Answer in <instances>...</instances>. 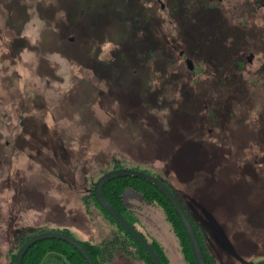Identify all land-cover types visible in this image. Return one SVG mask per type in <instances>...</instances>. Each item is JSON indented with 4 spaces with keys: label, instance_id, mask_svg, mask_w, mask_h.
<instances>
[{
    "label": "rangeland",
    "instance_id": "1",
    "mask_svg": "<svg viewBox=\"0 0 264 264\" xmlns=\"http://www.w3.org/2000/svg\"><path fill=\"white\" fill-rule=\"evenodd\" d=\"M208 1L212 9L207 14L198 8L201 5L197 0L185 1L192 8L197 6L195 20L200 22L203 16L208 19L205 27L202 25V28L210 30L207 36H203L208 47L213 46L212 50L220 53L228 48L230 42L235 41L228 49L236 48L239 41L248 38L247 45H241L246 48L239 53L244 59L246 56L245 66L236 74L240 75L244 89L252 96V100L250 105L235 101L232 110L236 115H245V122L252 124L260 115L257 106L264 104V81L260 72L264 64V6L257 8L255 14L252 11L255 7L252 1ZM21 2L30 5L29 19L25 20L27 25L22 29L28 45L13 57L6 41L12 39L14 34L7 27L5 17L8 12L1 11L5 10L0 0V264H11V254L17 251V244L13 242L14 228L34 233L39 226L55 229L58 225H68L74 237L80 240L99 242L112 236L110 220L106 219L95 205L86 210L81 199L86 185L92 180L97 181L103 172L113 169L118 160L124 166L151 168L164 179H168V183L181 197L185 198L184 195L188 192L192 195L191 190H195L197 186L188 185L190 181L186 180V183L185 178L176 176L174 171L166 174V159L156 153L149 155L147 152L151 149L146 139L148 136L160 139L159 133L162 131L159 132L157 126H161L162 130L169 128L170 119L174 115L172 111L180 110L182 104L189 110L195 107L196 99L192 94H189L184 102L183 99L180 100L182 94L179 88L183 85L190 84L193 91H199L201 94H212L219 103V111L220 108L225 111L219 95L226 88L221 87H224L223 84L230 85L225 81L218 86L214 81L219 78L215 73L216 67L205 64V55L197 49L188 50L193 70L187 65L186 58L177 56L174 58L177 60H173L171 66H168L169 70L164 66L157 68L151 62L148 64L145 56L137 57L133 53L136 49L145 48L144 45L137 44L135 47L123 41V37L131 33L130 29L126 30L125 27H120L117 32L111 30L110 35L106 36H103V32L94 33L92 26L82 27L83 33L77 40L92 48L84 52L83 56H72L73 51H69L68 55L59 49L43 53L37 47L46 31V23L42 18L46 12L40 13L38 5L47 7L55 4L57 0H46L42 3L40 0ZM69 2L70 0H67L66 9L58 10L57 19L66 16ZM98 2L100 13L106 12V0ZM164 2L170 3L169 0ZM156 5L158 13L164 17V22L166 21L163 24V38L173 39L172 42L178 46L183 41L182 36H185L181 32L182 27H176L177 24L171 22L173 17L168 11H161L160 2ZM113 11L116 12L115 7ZM54 23L56 21L50 30L55 27ZM218 23L227 31L225 41L223 37L218 38L219 34L216 33L209 36L216 31ZM56 24L58 27L59 24ZM111 27L115 25L112 24ZM220 43L226 47L223 48ZM147 45H150L149 42ZM123 52H128V60ZM251 53L254 54L252 61L247 59ZM96 55L100 61L117 59L118 64L124 68L130 69L131 66L138 67L140 64L142 69L130 85L139 89L149 86L150 89L146 91H152L155 100H148L145 107L135 108V121L130 115L134 106L130 99L123 98L125 93L130 95L126 92L127 86L111 92L113 82L100 76L94 68ZM39 56L45 57L46 61ZM84 56L89 58L85 59ZM230 60L231 57L227 56L226 61L220 62L227 68L228 73L233 72ZM172 77L178 90H174L172 83L168 82ZM145 78L148 79L147 83ZM162 82L167 86L159 88ZM143 93L145 94V91ZM148 94L150 93L145 95ZM246 111L248 113H242ZM25 120L30 121L28 128L23 124ZM212 128L215 129V135L209 133L204 137L207 141L216 142L221 136V129L217 125ZM34 134H42L41 136L48 138L45 140L48 144L41 148L42 155L30 144ZM244 150L246 153L243 154V159L253 162L259 173L264 176V159L256 163L257 159L254 157L258 152H255V148L245 146ZM56 152L69 155L71 164L66 165L59 160L58 164L52 162L51 160H56ZM235 193H229L234 199L231 203L226 195L219 196L216 191L214 197H219L212 208L220 223L221 230L217 235L228 256H231L229 260L232 264H244L245 260L256 263L264 260V186H258L251 193L250 200L255 207L261 208L251 213L252 216L247 220L241 213L245 210L243 206L246 201L238 203ZM125 199L133 212L139 216L138 225L148 237H159L167 247L170 246L167 250L173 263L185 264L179 242L162 208L145 203L131 190L127 192ZM186 205L189 209V205ZM203 228L205 229L204 226ZM203 235L206 236V233ZM225 259L228 257L224 255L223 260Z\"/></svg>",
    "mask_w": 264,
    "mask_h": 264
},
{
    "label": "trees",
    "instance_id": "2",
    "mask_svg": "<svg viewBox=\"0 0 264 264\" xmlns=\"http://www.w3.org/2000/svg\"><path fill=\"white\" fill-rule=\"evenodd\" d=\"M94 1L95 0H70L69 12H66V16L62 15L64 18L61 16L64 25L67 26V34H65V36L66 40H68L66 43H71L69 38L74 36L76 37V41L72 42V44H79V46L81 44L83 47L86 46L85 43L78 42L77 40L78 36L82 33V29H79L81 26H92V28L96 27L103 30V36L110 35L111 30L117 32L120 31V27H125L126 30L129 28L131 33H129L126 37H123V41H127V44H130L131 46L134 45L135 47L137 44L144 45L145 48L138 47L139 50L136 49L133 53H135L134 56L137 57L142 55L145 56V60H147L148 64H150L152 60L151 63H154L157 68L164 66V68L167 69L168 66H171L173 60H177V58L182 57L179 51L183 50L184 53L186 51L189 55L188 50L192 48L188 45L195 44V47L192 50L197 49V51H200L203 55H205L203 56L205 57V64L208 63V65L210 64L212 67H216L217 71L215 69V73L218 74L219 78L217 80L214 79V81L218 83V86L219 84L222 85L225 81L229 82L230 85L226 86V84H223L224 87L221 88L226 89L221 91L219 95L221 98L220 103L223 104L225 111L221 108L219 111V103L212 94H201L199 91H193L192 85H183L179 88V91L182 94L180 100L183 99L184 102L188 95L192 94L196 99L195 107L192 110H189L184 108L181 103L182 105L180 110L172 111L174 115L170 119L169 128L166 127V129L164 128L162 130L161 126H157L159 132L162 131L159 133L161 138L159 139L148 136V139H146L151 149L147 153L149 155L156 153L166 159L164 162L168 168L165 171L166 174L169 173V171H174L176 176L185 178V182L186 180H189L190 183L186 182L188 185H191L192 187L197 186L195 190H191L193 193L192 195L188 192L185 193V198L181 197L180 194L174 190L171 184L168 183V179H164V177L160 176L148 167H137L133 165L124 166L118 160L115 162L113 169L119 167H133L137 168V170H145L146 172L154 174L162 179L164 184H167L177 194V197H179L184 204L185 210H187L190 215L192 223H194L197 230V235L201 240L203 246L202 249H204L208 264H232L229 260L231 259V256H228L224 245L221 243L222 241L217 235L220 233L221 229L215 210L212 208L213 203L215 204L216 199L220 196V194L226 195L232 203L234 199L231 195H229V193L236 192L235 200L238 203L243 200L246 201V205L243 206L245 210L242 212L240 210V212L243 213L247 220L253 213L257 212L261 208L260 206L255 207L252 203L250 200L252 195L251 193H253V190L258 188V186H264L263 174L259 173L258 168L255 167L256 165H254L253 162L243 159V154L246 153L244 150L245 146L255 148V152H258V154L254 157L257 159L256 163H258V160H262V158L264 159V104L257 106L260 115L257 117L255 122H252V124L245 122V115H236L235 111L232 110V107H235V101L241 102L242 104L245 103L244 105H250L252 100V96L246 89H244L245 86L243 85L240 75L236 74L238 70H241L245 66L242 56L239 55V48H241V45L243 47L244 44L242 41H239L236 48L228 49L235 41L230 42V44H228V48L220 43L223 45V48L224 46L226 47V50L224 49V51H222L220 49V53L214 52V50H212L213 46L208 47L207 43H204L203 39V36H207V33L210 30L204 28L203 31H191L193 22H199L198 20H195L196 17L194 15L191 13L186 14L184 11H180L178 15H172V13H169V11H172L174 7H178L175 4H178L180 7L181 5L184 6L182 4V0H169L170 3L167 4L165 2V10L168 11L167 13L169 15L171 14V17H173L171 22H175V25L177 24L176 27L180 25L186 27L188 30V32H184L182 29L181 32L185 36H182L183 41L178 46L172 42L173 39L166 40L155 29L154 26L157 23V26H160L163 31V24H165L166 21L164 22V17L160 13L157 11L155 13L151 11L150 0H106V12L103 13H100V7L98 5L99 0ZM104 1L105 0H103V2ZM262 1L264 2V0ZM113 7H115L116 12L113 11ZM58 21L59 20H57L56 23L59 24ZM203 21L199 25H204L205 27V23L208 22V19L203 18ZM56 23L53 30L60 29V25H58L59 29H56L58 28ZM112 24H114L115 27H111ZM26 25L27 24L25 22V28ZM220 25L221 24L216 25V31L211 33L209 36L216 33L219 34V36L221 35L220 37L218 36V38L223 37V40L225 41L227 31L224 26L220 27ZM142 26L149 27L148 29L153 30L148 33L146 39L141 41L140 31ZM10 31L12 30L10 29ZM22 32L24 31L21 30L19 33L15 32L14 37L6 41L11 50L10 55L13 57L18 55L19 50L28 45L27 39ZM209 36L207 39H209ZM147 42H149L150 45L146 46L145 43ZM91 45H93V43ZM91 49L92 48H90V50ZM84 50L85 48L83 49V53ZM122 54L125 55L126 60H128V52H123ZM176 56L177 58L174 59ZM227 56L231 57L230 62H232L231 65L233 67V72L229 73L226 72L227 68L220 63L223 62V60L226 61ZM96 57L99 56L96 55ZM116 57L119 58L117 54ZM84 58L88 59L89 56H84ZM139 65L138 67L131 66L129 69L127 67H122V65L120 66L117 59L100 61V59L97 58L94 64V68L100 76L106 78L109 82H113L114 86L113 90L110 88L111 92L122 90L125 85L127 86L126 92H129L130 95L125 93L123 98L130 99L132 106H134V110H132V113L130 112V115L133 116L132 119L136 118L135 115H133L135 114V108L140 109L145 107L144 105H146L148 100H155L154 96H152L153 92H147L148 89H150L149 86V88L145 87L143 89H139L136 86L134 87L130 85V83L134 81L133 79L135 75H137L140 72V69H142ZM145 65L146 64H144V66ZM229 69H231V66ZM260 70L264 81V64ZM156 75L157 70H155V76ZM172 78L173 79L168 80V82L172 83L174 90H178L175 85V79L174 77ZM144 81L147 83L148 79ZM165 85L167 86V84L162 82V85L159 88H164ZM144 91L145 94H150L145 95L143 93ZM156 100H158V97ZM164 106H170V104H164ZM203 111H206V113L203 114ZM242 113L245 114L248 112L246 111ZM28 122L30 121H24V126L26 128L29 127ZM215 125L219 126V129H221V136L220 138L218 137L219 139L216 142L207 141L204 135L206 136L209 133H214L215 135V129L212 128L213 126L215 127ZM41 135L42 134L32 135L34 138L30 142L32 148L38 149V153L40 155H42L41 148L45 147V144H48V141H45L48 138ZM238 137L239 140L235 141ZM55 158L56 160H51L55 164H58V160L66 165L71 164L69 155L66 156L56 152ZM95 182L96 180H92L88 186L86 185L81 200L85 204L86 210H90L92 205L98 207L99 211L106 219L110 220L115 229L111 237L106 238L101 242H93L92 240L80 241L89 250L88 252L91 253L97 264H107L121 251L128 253L133 258L144 261V264H154L151 256L144 250L145 248L136 240V238H134V236L131 235L126 228L120 225V223L111 215L106 213V210L103 209L95 200L96 198L93 192ZM104 186V194L107 197L106 199H108L119 210V212L125 215L126 218L131 221L132 225H135L137 229L145 235L144 237L151 242L154 250H156L161 257L163 261L162 263L172 264L161 243L155 238L148 237V234L140 227V225H138L140 224V218L137 214H135V212H133L129 202L125 199L129 190L136 192L139 198H141L145 203L162 208V211H164L165 217L168 223L171 224L172 231L175 233L179 242V249H181L183 257L186 260L185 262L188 264H196L190 240L187 236L183 223H181L178 213L174 210L175 208L169 199L165 197V194H163L155 185H151L150 182L142 178L118 177L109 181ZM216 191L219 196L214 197ZM186 204L189 205V209H187ZM16 229L17 228H14L15 238L13 242L17 244V251L22 246L24 241H26L32 234L44 230H50L48 228H44L43 226L37 227V230L34 233ZM54 230L67 232L73 235L69 228H55ZM204 232L206 233V236L203 235ZM211 249H213L214 252ZM16 253L11 254V264H14ZM51 253L61 255L69 264H88L87 260L80 253V251L60 239L38 241L25 254L23 264H43L47 256ZM224 255L228 257L227 260H223ZM244 264L254 263H250L249 260H245Z\"/></svg>",
    "mask_w": 264,
    "mask_h": 264
},
{
    "label": "water",
    "instance_id": "3",
    "mask_svg": "<svg viewBox=\"0 0 264 264\" xmlns=\"http://www.w3.org/2000/svg\"><path fill=\"white\" fill-rule=\"evenodd\" d=\"M118 177L142 178L150 182L151 185H155L163 194H165V197L169 199V201L175 208L174 210H176V212L178 213L181 219V223H183V226L186 230L187 236L192 246L191 249L193 250L196 264H208L204 249H202L203 246L201 240L197 235V230L194 226V223H192L190 215L188 214L187 210H185V206L179 199V197H177V194L167 184H164V181L162 179H160L154 174L146 172L145 170H137V168L133 167H119L104 172V174L99 177V179L95 182L93 186V192L96 198L95 200L100 204L103 209L106 210V213L111 215L116 221L120 223V225L126 228L127 231L134 236V238H136V240L145 248L144 250L147 251L148 254L151 256L154 261V264L164 263H162L163 261L161 257L159 256L157 251L154 250V247L151 242L144 237L145 235L141 233L135 225L131 224V221L126 218L125 215L119 212V210L108 199H106L107 197L104 194V185ZM48 239H60L61 241L69 243L70 245L74 246L78 251H80V253L87 260L88 264H97L91 253L88 252L89 250L80 240H78V238L74 237L73 235L67 232L54 229L37 232L35 234H32L26 241H24L22 246L15 254L16 257L14 264H23L25 254L28 252V250L38 241ZM254 264H264V260H260Z\"/></svg>",
    "mask_w": 264,
    "mask_h": 264
},
{
    "label": "flooded vegetation",
    "instance_id": "4",
    "mask_svg": "<svg viewBox=\"0 0 264 264\" xmlns=\"http://www.w3.org/2000/svg\"><path fill=\"white\" fill-rule=\"evenodd\" d=\"M186 0H182V4L184 6L181 5V7L178 5V4H175L177 5L178 7H174V9L171 11H169V13H172V15H178L180 13V11H184L187 13H191L192 15L196 16V13L195 10L197 9V6L192 8L190 7L186 2ZM199 2V5L200 7L198 8H201L204 10V14H207V12L211 11V6H210V2L208 0H197ZM208 1V2H207ZM248 1H252L253 6H255L253 8V12L255 14H257V8L261 7V6H264V3L262 0H248ZM40 2H46V0H40ZM67 0H57V2H55V4H50L49 6L47 7H44L43 4H39L38 5V10L40 11V13H44L46 12V14L44 16H42V18L45 20L46 22V31L44 32V35H43V39L41 40V42L39 43L38 45V50L39 51H42L43 53H46L48 51H51V50H57L59 49L61 52H64L66 54L69 53V51H73V54L72 56H78L79 55H82L83 54V49L85 48L84 52H88L90 50V47L89 45L88 46H85L83 47L81 44L79 46V44L77 45H74L72 44V42L76 41V37L74 36H71L69 38V41L71 43H66L67 40H66V36L65 34H67V26L64 25L63 21H62V18L60 19H57L56 15H57V12L58 10L60 9H66V6H67ZM160 2L161 4V11H163V9L165 10L166 9V4L164 2V0H150V8H151V11L152 12H158L157 10V3ZM2 5L4 10H1L2 12L4 13H7L8 16H6V21H7V24L12 31V33L14 34L15 32H21V30L24 28L25 26V20L28 21L29 17H28V7L30 5H25L24 3L21 2V0H2ZM188 8V10H187ZM247 9V8H245ZM187 10V11H186ZM66 12L68 13V9L66 10ZM171 15V14H170ZM62 15H60L61 17ZM203 18H206L205 16L202 17V19H200V22H193V27H192V32H198V31H203L204 28H202V25H199L200 23H202L203 21ZM59 20V27L60 29L59 30H50L51 29V26H53V22ZM202 20V21H201ZM154 21V20H153ZM155 22V21H154ZM203 22H206V21H203ZM61 23V24H60ZM55 25V23H54ZM158 24L156 23V25L154 26L155 29L157 30V32L161 35H162V28L160 26H157ZM83 26H81L79 29H82ZM179 27V26H178ZM182 29L184 30V32H188L187 28L184 27V26H181ZM204 27V25H203ZM149 27H145V26H142L141 28V31H140V37H141V41L143 39H146V37L148 36V33L151 32V30L153 29H148ZM244 29V27H241ZM24 30V29H23ZM94 31L95 32H103V30H100L98 28H94ZM147 32V34H146ZM161 32V33H160ZM83 33V31H82ZM64 34V35H63ZM157 34V33H156ZM159 35V36H160ZM246 40H242L243 42V46L247 45V41H248V38H245ZM146 46L147 43H145ZM188 46H190V48H194L195 47V44H189ZM246 47L244 48H240V53H242V50L245 49ZM181 56L182 57H185L186 58V61L188 62L187 65H189V67L193 70V64L191 59H189V55L187 54V52L185 51V53L183 52V50L179 51ZM246 53V52H245ZM188 56H187V55ZM245 56V54H242ZM253 53H251V55L247 58L248 60L252 61L253 60ZM83 56V55H82ZM41 57V59L45 60L46 61V58L43 57V56H39ZM181 57V58H182ZM97 59H99V57H96ZM95 58V59H96ZM152 59V58H151ZM245 59H246V56H245ZM243 58V62H245V60ZM152 62V60H151ZM160 92V91H159ZM24 124V122H23ZM25 125V124H24ZM239 140V137L237 139H235V141H238Z\"/></svg>",
    "mask_w": 264,
    "mask_h": 264
},
{
    "label": "crops",
    "instance_id": "5",
    "mask_svg": "<svg viewBox=\"0 0 264 264\" xmlns=\"http://www.w3.org/2000/svg\"><path fill=\"white\" fill-rule=\"evenodd\" d=\"M62 205V204H60ZM62 207H64V205H62ZM59 227L58 228H68L66 225L64 226H61L58 225ZM112 226V234H113V231L115 229V227L113 226V224L111 225ZM111 237V236H110ZM155 238L156 240H158L161 245L164 247V250H166L167 252V255L168 257L170 258V262L172 264H175L173 263V259H172V256L171 254L169 253V251L167 250L168 248H170V246H166L164 244V242L157 236H150V238ZM80 240V239H79ZM87 240V239H86ZM85 241V240H84ZM93 241V240H92ZM103 241V240H102ZM93 242H96V241H93ZM101 242V241H99ZM178 242V241H177ZM179 244V243H178ZM180 246V245H179ZM181 250V249H180ZM182 253V252H181ZM182 260H183V263L186 264V262H184V257H183V254H182ZM138 263H141V264H144V261L140 260V259H137V258H133L132 256H130L128 253L124 252V251H121L120 253L117 254V256L115 258H113L111 261H109L107 264H138ZM43 264H69L65 258H63L61 255H58V254H54V253H51L49 254V256H47V258L45 259V261L43 262Z\"/></svg>",
    "mask_w": 264,
    "mask_h": 264
}]
</instances>
